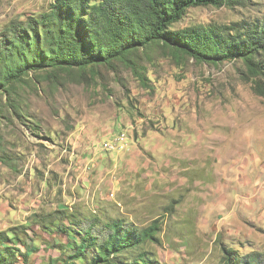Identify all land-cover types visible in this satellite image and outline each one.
Returning a JSON list of instances; mask_svg holds the SVG:
<instances>
[{
  "label": "rangeland",
  "instance_id": "374dc122",
  "mask_svg": "<svg viewBox=\"0 0 264 264\" xmlns=\"http://www.w3.org/2000/svg\"><path fill=\"white\" fill-rule=\"evenodd\" d=\"M55 2L0 0V34ZM260 20L264 0H247L191 8L172 30ZM133 61L33 74L20 87L23 119H0V184L18 179L27 164L37 180L53 176L57 186L62 175L47 176L49 166L67 162L71 176L84 171L80 157L87 150L98 161L96 178L94 161L86 171V188L84 176H75L73 209L55 213L69 221L42 227L50 239L34 234L29 264H74L67 259L86 228L76 223L94 219H122L138 228L158 222L159 242L148 248L160 264H222L230 248L264 258V78L254 77L243 60L200 63L161 45ZM122 133L124 151H106ZM63 150L69 158L56 162ZM22 228L16 232L24 238Z\"/></svg>",
  "mask_w": 264,
  "mask_h": 264
},
{
  "label": "trees",
  "instance_id": "16d2710c",
  "mask_svg": "<svg viewBox=\"0 0 264 264\" xmlns=\"http://www.w3.org/2000/svg\"><path fill=\"white\" fill-rule=\"evenodd\" d=\"M246 1L56 0L39 17L14 22L0 34V119H23L20 87L33 74L134 64L141 51L157 45L200 63L243 60L254 77L264 78V20L234 27L198 24L172 30L191 8L243 6ZM59 216L65 217L63 221L71 218L63 212ZM85 221L88 224L76 223L86 228L82 243L67 260L74 264L80 260L85 264H160L148 248L159 242L158 222L138 228L122 219ZM23 230L24 238L16 228L0 231V264H29L31 256L22 249L28 233ZM222 264H264V258L242 256L230 248L224 249Z\"/></svg>",
  "mask_w": 264,
  "mask_h": 264
},
{
  "label": "crops",
  "instance_id": "0c3cea01",
  "mask_svg": "<svg viewBox=\"0 0 264 264\" xmlns=\"http://www.w3.org/2000/svg\"><path fill=\"white\" fill-rule=\"evenodd\" d=\"M85 154L88 155H83L82 158L80 157V159H82V163L80 162L81 160L76 163L73 162V166H79V162L83 165L87 164L86 167L81 166L84 169L81 174L74 173L70 176L69 171L66 170L67 162L64 164L58 163L49 166L46 172L47 176L54 175L56 172L62 175V178L56 176L57 179L59 178V184L57 186L55 185L53 176L48 177L51 178L50 181L47 178L41 181L37 180L36 171L33 168H28L27 164L24 169L23 167L18 166L13 167L16 172L21 173V168L24 171L23 175L20 174V176L17 177L18 179H13L8 183L5 182L0 184V231H9L10 229L18 226L25 227L27 229L26 232L28 233V239L27 246L25 248L22 247V249L30 256L37 250L35 246L37 244L36 241H34V234L37 232L40 236L50 239L52 237L50 230L47 232L46 230H43L42 227L48 229L51 223L63 221L55 218L60 217L56 216L55 213L58 210H64L67 207L73 209L72 206L77 202V197H72L70 192L71 190H79L77 180L75 185L73 182V180L76 179L75 176H84L82 186L86 188L87 183L84 181H88V178H86L87 175L90 176V174L86 171L88 169L90 171L92 170L90 164L94 161V177H97L98 161L90 159L94 153L92 154V151L87 150ZM69 156L70 154H66V150H63L61 154H56V162L63 158H69ZM26 168L30 169L29 175H24ZM76 169L80 171L79 167ZM63 231L64 230H62V232Z\"/></svg>",
  "mask_w": 264,
  "mask_h": 264
},
{
  "label": "bare ground",
  "instance_id": "6f19581e",
  "mask_svg": "<svg viewBox=\"0 0 264 264\" xmlns=\"http://www.w3.org/2000/svg\"><path fill=\"white\" fill-rule=\"evenodd\" d=\"M125 140H126V135L125 134H120L119 136L114 138L113 143H109L107 142L104 147L106 148V151H111V150H117V149H123V146H127V144H125ZM118 152H120L121 150H117ZM124 151V149H123Z\"/></svg>",
  "mask_w": 264,
  "mask_h": 264
}]
</instances>
